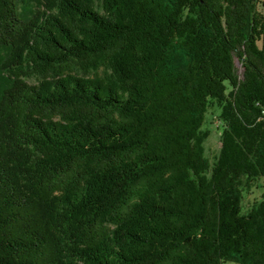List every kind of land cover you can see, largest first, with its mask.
I'll return each mask as SVG.
<instances>
[{
  "label": "trees",
  "instance_id": "obj_1",
  "mask_svg": "<svg viewBox=\"0 0 264 264\" xmlns=\"http://www.w3.org/2000/svg\"><path fill=\"white\" fill-rule=\"evenodd\" d=\"M261 177L264 1L0 0V264H264Z\"/></svg>",
  "mask_w": 264,
  "mask_h": 264
},
{
  "label": "rangeland",
  "instance_id": "obj_2",
  "mask_svg": "<svg viewBox=\"0 0 264 264\" xmlns=\"http://www.w3.org/2000/svg\"><path fill=\"white\" fill-rule=\"evenodd\" d=\"M241 72V70H239ZM220 107L211 106L207 113L206 124L204 128L208 129L209 137L205 143L206 155L215 161L222 148L223 122L221 121ZM264 199V177L252 182L251 186L245 190L242 207L248 212Z\"/></svg>",
  "mask_w": 264,
  "mask_h": 264
},
{
  "label": "built area",
  "instance_id": "obj_3",
  "mask_svg": "<svg viewBox=\"0 0 264 264\" xmlns=\"http://www.w3.org/2000/svg\"><path fill=\"white\" fill-rule=\"evenodd\" d=\"M259 3H262L264 0H257Z\"/></svg>",
  "mask_w": 264,
  "mask_h": 264
}]
</instances>
